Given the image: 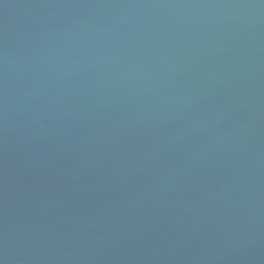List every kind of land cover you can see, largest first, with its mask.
I'll return each mask as SVG.
<instances>
[{
  "label": "water",
  "instance_id": "95a60500",
  "mask_svg": "<svg viewBox=\"0 0 264 264\" xmlns=\"http://www.w3.org/2000/svg\"><path fill=\"white\" fill-rule=\"evenodd\" d=\"M0 264H264V0H0Z\"/></svg>",
  "mask_w": 264,
  "mask_h": 264
}]
</instances>
